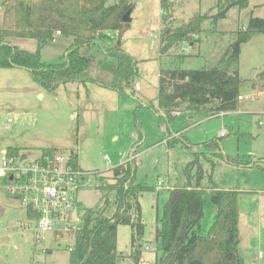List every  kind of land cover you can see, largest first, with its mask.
I'll list each match as a JSON object with an SVG mask.
<instances>
[{
	"label": "rangeland",
	"instance_id": "rangeland-1",
	"mask_svg": "<svg viewBox=\"0 0 264 264\" xmlns=\"http://www.w3.org/2000/svg\"><path fill=\"white\" fill-rule=\"evenodd\" d=\"M117 1L107 0V4L114 5ZM131 2L129 26L113 36L114 40L122 42L123 50L139 62L135 96H121L92 82L68 83L48 92L34 81L29 71L0 67V152L9 147L23 148L30 160L38 158L47 148L61 149L67 155L76 153L80 168L88 172L86 181L89 182L78 193L79 217H83L87 209L103 206L106 191L102 187L114 183L110 171L126 161H134L136 182L149 187L140 197L145 231L143 239L133 248L131 227L120 225L117 249L121 264H156L162 252L155 235L161 227L168 190L177 187L178 176V186L186 184L181 170L194 158L193 149L182 142L169 148L168 142L173 137L182 132L192 144L221 138L228 157L252 163L264 160V34L254 36L242 46L238 64L231 69V73L236 70L241 77L240 93L254 98L239 100L237 110L218 116L206 111H184L168 123L152 109L139 106L157 104L161 66L202 69L217 65L236 40L239 30L245 29L252 17L264 18V0H251L244 9L231 8L226 18L217 21L211 16L219 13V0H168L171 12L163 8L161 0ZM167 12L170 19L166 24L174 28L199 14L210 18L202 24L200 33L187 36L167 56H160V35ZM2 14L1 7L0 22ZM72 43L71 38L57 36L42 49V60L61 63ZM19 45L36 51L34 40L22 41ZM222 131L226 132L224 137L220 136ZM201 162L208 173L202 181L205 187L209 186L210 174L223 188L254 189L264 184V170L258 167L222 161L212 172L208 162ZM158 182L163 185L159 186ZM8 186L13 184L0 183V264H70L75 231L60 229L37 233L35 221L27 218L25 207ZM246 197L239 200L240 248L247 249L255 237H263L256 254L259 247L264 252V230L249 225L253 210L250 215V199ZM216 212L207 198L201 221L203 233L209 231ZM137 259L140 260L137 262ZM255 260L264 263V260Z\"/></svg>",
	"mask_w": 264,
	"mask_h": 264
},
{
	"label": "trees",
	"instance_id": "trees-1",
	"mask_svg": "<svg viewBox=\"0 0 264 264\" xmlns=\"http://www.w3.org/2000/svg\"><path fill=\"white\" fill-rule=\"evenodd\" d=\"M250 1L219 0V13L211 17L215 21L224 19L231 8H247ZM107 3V0H1L0 67L29 71L34 81L48 92L68 83L86 85L92 82L121 96H135L139 62L110 37L129 26L123 18L133 4L131 0H118L114 5ZM161 5L171 12L172 5L168 0H161ZM168 12L164 15L165 25L160 35V56H167L187 36L200 33L202 24L210 18L207 14H199L174 28L166 24L170 19ZM57 31L61 36L73 39V43L66 49L61 63L50 64L42 60L41 51L54 39ZM260 34H264V18L252 17L246 28L239 30L236 40L217 65L202 69H165L161 66L157 104L141 103L139 107L152 109L168 123L177 112L206 111L210 115H219L237 110L242 80L238 71L231 73V69L238 64L242 46ZM26 40L36 42L35 52L19 45ZM179 142L196 150L192 153L193 160L181 172L186 184L178 186L177 182V187L168 190L161 227L155 235L162 252L157 256L156 264H247L239 250L240 193L220 188L214 183L212 174L208 175L209 197L217 213L209 231H201L208 195L202 186L206 175L201 161L208 162L214 172L220 161L264 170L260 164L264 160L252 163L228 157L221 138L195 145L179 135L173 137L168 146L174 147ZM24 151L9 147L7 154L27 158ZM59 152L64 151L47 148L42 150V155L54 156ZM70 165L76 171H83L74 152ZM110 172L114 183L102 187L106 191L103 206L87 209L81 227L75 232L70 264H121L117 249L120 225L131 227L133 248L143 239L145 224L140 197L149 187L136 182L137 164L134 161H126ZM26 214L33 221L39 217L32 209H27Z\"/></svg>",
	"mask_w": 264,
	"mask_h": 264
},
{
	"label": "built area",
	"instance_id": "built-area-1",
	"mask_svg": "<svg viewBox=\"0 0 264 264\" xmlns=\"http://www.w3.org/2000/svg\"><path fill=\"white\" fill-rule=\"evenodd\" d=\"M1 7L0 0V9ZM57 36H61V32L57 31L54 39ZM110 37L115 39L113 35ZM253 99L251 96L239 97L240 101ZM225 135L226 132L223 131L221 137ZM70 161L71 154L67 155L65 152L54 156L41 154L33 160L10 156L7 151L0 152V183L13 184L7 187L11 194L19 199L26 210L32 209L38 214L35 231L40 235L60 229H72L76 232L82 225V217L77 214L78 193L89 185L86 181L88 172L74 170ZM158 185L162 186L163 183L158 182ZM259 258H264L263 251L259 252Z\"/></svg>",
	"mask_w": 264,
	"mask_h": 264
},
{
	"label": "crops",
	"instance_id": "crops-1",
	"mask_svg": "<svg viewBox=\"0 0 264 264\" xmlns=\"http://www.w3.org/2000/svg\"><path fill=\"white\" fill-rule=\"evenodd\" d=\"M250 3H251V1H250ZM262 85H264V82H263V84ZM241 95H242V93H241ZM243 96V95H242ZM181 112H177L176 114H174V117H177V116H179V114H180ZM225 114V113H224ZM216 116H218V115H216ZM10 120V119H9ZM223 132V131H222ZM180 135H182V132H181V134ZM176 136H179V134H177ZM183 136V135H182ZM220 136H221V134H220ZM196 145V144H195ZM18 148V147H17ZM8 149V148H7ZM7 149H5L4 151H7ZM194 150H196V148H194L193 149V151ZM25 152V151H24ZM26 153V152H25ZM41 154H42V152H41ZM203 161V160H202ZM220 162H222V161H220ZM219 162V163H220ZM218 163V164H219ZM249 168H252V166H248ZM262 167L264 168V165H262ZM204 168V167H203ZM184 169V168H183ZM182 169V170H183ZM181 170V171H182ZM180 171V170H179ZM204 171H205V169H204ZM206 174H208L206 171H205V175ZM180 178H179V176H178V180H179ZM178 180H177V182H178ZM186 182V181H185ZM214 183H216V182H214ZM217 184V183H216ZM220 188H222V189H225V190H234V191H237V192H239L240 193V195H239V200L240 199H242V197L244 198V197H246L247 199H250V215H251V211H252V214H253V216H254V219H253V216H252V220L249 222V225H251L252 224V227L254 228H258V229H260V231L261 230H264V184H260L258 187H256V188H254V189H246V188H239V187H235V186H226V187H224L223 188V186H220L219 184H217ZM205 189H207V192H208V195H207V198L208 199H210V197H209V193H210V189H208L209 188V186H204V185H202ZM169 189V188H168ZM171 189V188H170ZM174 189V188H173ZM173 189H171V190H173ZM244 195V196H243ZM206 198V199H207ZM247 202V201H246ZM249 202V201H248ZM240 211V210H239ZM217 213V212H216ZM26 216H27V214H26ZM215 218H216V214H215ZM201 231H203V229H202V226H201ZM239 231H240V244H241V238H242V234H241V229H240V222H239ZM205 233H207V232H205ZM262 238L263 237H260V236H258V237H255V239L253 240L254 241V243L253 244H250V246H248V248L246 249H241L240 248V245H239V250H240V253H241V255H242V257L245 259V261H246V263L247 264H264V263H257V260H255V259H259L260 261H263L264 260V258H259V252L260 251H263V250H261L262 248L261 247H259V250H258V252H256V254H255V251H256V248L258 247V245H259V243H261L262 242ZM255 249V250H254ZM258 254V255H257ZM250 255V256H249ZM251 255H252V257H251ZM140 259H137V262L139 261ZM156 263V262H155Z\"/></svg>",
	"mask_w": 264,
	"mask_h": 264
},
{
	"label": "water",
	"instance_id": "water-1",
	"mask_svg": "<svg viewBox=\"0 0 264 264\" xmlns=\"http://www.w3.org/2000/svg\"><path fill=\"white\" fill-rule=\"evenodd\" d=\"M131 14H132V9H130V10L125 14V16H124V18H123L124 23L129 24V23L131 22ZM117 45H118L119 47H122V42L117 40Z\"/></svg>",
	"mask_w": 264,
	"mask_h": 264
}]
</instances>
